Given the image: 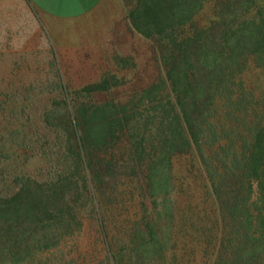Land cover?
<instances>
[{"label":"trees","instance_id":"16d2710c","mask_svg":"<svg viewBox=\"0 0 264 264\" xmlns=\"http://www.w3.org/2000/svg\"><path fill=\"white\" fill-rule=\"evenodd\" d=\"M123 2L159 75L125 100L96 98L113 74L57 79L45 133L14 150L48 164L0 192V264H31L88 219L95 264H264V0Z\"/></svg>","mask_w":264,"mask_h":264},{"label":"rangeland","instance_id":"374dc122","mask_svg":"<svg viewBox=\"0 0 264 264\" xmlns=\"http://www.w3.org/2000/svg\"><path fill=\"white\" fill-rule=\"evenodd\" d=\"M106 7L93 25L75 21L57 30L41 26L29 15L14 18L0 10V145L12 146L15 155L8 160L0 157V192L14 188L15 176L35 174L48 164L47 155L25 160L14 150L24 137L38 139V134L33 135L42 130L38 116L60 91L57 79L74 90L113 74L119 85L96 98L111 95L125 100L159 75L153 43L129 28L123 0L118 8ZM118 57L130 60L117 61ZM100 256L96 226L88 219L79 232L36 256L31 264H95Z\"/></svg>","mask_w":264,"mask_h":264},{"label":"crops","instance_id":"0c3cea01","mask_svg":"<svg viewBox=\"0 0 264 264\" xmlns=\"http://www.w3.org/2000/svg\"><path fill=\"white\" fill-rule=\"evenodd\" d=\"M111 5L118 8L120 0H0V10L11 12L14 18L29 15L51 30L75 21L93 25L92 20Z\"/></svg>","mask_w":264,"mask_h":264}]
</instances>
